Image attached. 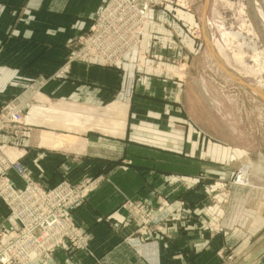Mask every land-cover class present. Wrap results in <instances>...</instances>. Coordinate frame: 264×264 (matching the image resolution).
I'll use <instances>...</instances> for the list:
<instances>
[{
  "label": "crops",
  "instance_id": "crops-1",
  "mask_svg": "<svg viewBox=\"0 0 264 264\" xmlns=\"http://www.w3.org/2000/svg\"><path fill=\"white\" fill-rule=\"evenodd\" d=\"M106 1L0 0V111L21 103L29 127L23 138L1 134L0 146L22 154L44 187L65 177L74 184L98 179L71 216L92 239L94 256L66 244L47 264H264V199L253 187L224 185L240 162L238 147L209 137L191 118L189 71L172 77L194 42L192 15L151 10L141 54L120 66L70 63ZM156 65L162 71L153 72ZM112 107L120 112L117 132ZM62 137L71 150L52 142ZM220 185L231 188L226 206L209 199ZM160 197L175 203L169 222L143 231L124 203L158 209ZM0 226H12L1 203ZM132 236L143 242L139 251L127 242ZM225 255L234 258L228 263Z\"/></svg>",
  "mask_w": 264,
  "mask_h": 264
},
{
  "label": "rangeland",
  "instance_id": "rangeland-1",
  "mask_svg": "<svg viewBox=\"0 0 264 264\" xmlns=\"http://www.w3.org/2000/svg\"><path fill=\"white\" fill-rule=\"evenodd\" d=\"M113 1L114 0H107L102 10L97 14L95 18L99 16V14L103 11L106 5H111ZM133 1L136 0H130L131 3H133ZM148 1L149 4L155 6L153 10H167L168 8H180L188 11L192 15V23L190 24L191 26L189 29V33L192 41L194 42H192V44H190V46L188 47V50L190 49V52L188 53V59H184V61L182 60V62L186 64L184 65V67L182 65V62L179 63V60L181 59H176V68L178 67V69L175 73L172 74V77L176 79H184V71H189L190 76L188 95L190 98L189 114L191 118L202 121V128L209 137H212L217 141H221L238 147V150L240 152V162L238 163V166L233 169L234 173L232 175L231 180L225 183L224 185H231V188L234 186L246 189H250L251 187H253L252 189H255V191H257L256 194L260 195L259 197L264 199V103L254 98L250 93H248L242 87L237 85L224 72H222L212 60L204 44L201 29L202 10L205 0ZM258 1L212 0L210 8L208 10V31L218 54L222 57L224 62L244 80L254 84L258 89L264 91V72L262 75H255L251 72V70L248 69L252 66H255V68H257V65H255V61L252 59L254 57V53L248 47L251 46V44L249 45V43L254 38L253 32L255 31V28H257L254 24V17H252L253 15L250 7L252 6L255 12L257 11V13H264V4L260 3L261 1ZM257 2L260 4H257ZM145 25L143 27L142 38H144ZM87 31L84 34H86ZM235 34H239L241 35V37L233 36ZM254 40L257 42L259 51H264V44L262 43V41L257 38H254ZM242 44L248 46L246 47ZM142 49L143 42L141 48L132 54L140 55ZM241 54L245 55L243 60V63L245 64L244 66L235 60V57ZM75 61L81 60H74L73 62ZM89 61L98 64L100 63L102 65L105 64L93 60ZM107 63L112 64L111 61H108ZM178 63L180 64L179 66ZM104 66L110 67L107 65ZM150 68L153 72L158 70L162 71L161 69L157 68V65L155 67ZM18 108L23 114L22 104L17 103L9 106V108L4 110L6 111L5 117H9L10 113ZM119 118L120 112L118 111V109L112 107L111 130L114 132H117V127H119ZM48 136L49 135H45L46 139L44 140V145L49 142V140L47 139ZM62 139H60L61 144L59 143L60 140H58V138H53L52 142L56 144L57 148L71 150L70 138L62 137ZM8 153L12 154V152L10 151H8ZM249 162H256L257 164L261 165L262 173H259L258 175L255 174L252 176L250 173H247V177H251L253 179L252 183L248 184V182L246 181L247 177L241 178V173L243 168L250 164ZM97 180L98 179L89 178L83 183L74 184L68 179V181L75 186H80L86 183L92 184V188L84 192L82 199L83 202L79 207L87 203V200L90 198L91 193L97 186ZM231 188L223 186L221 187V189H219V191H211V198L209 199L214 201V203L216 204L218 202L217 199H221L219 201L221 203V206H226L230 202ZM124 204L129 209L132 215L133 222L137 225L142 224L141 221L138 220L142 214L148 215L149 218H151V220L153 221V227L150 228L147 226L144 228V226L142 225L141 229L143 231L153 232L159 231L161 230V227L167 226L169 219L166 213L172 212L170 208L172 207V204L175 203L170 204L169 201H167L164 197H160V205L158 209H152L148 207L145 203H135L133 201H126ZM77 208L78 207L71 211H68V215L71 222H73L71 218L72 211L76 210ZM3 209L7 213L4 206ZM195 213H199V211H195ZM137 215L139 217H137ZM74 225L77 226L76 224ZM77 227L86 232L81 227ZM138 238V236H132L127 238V242L132 244L137 251L141 249V246H138V243H140V245H142L143 243L140 242V239ZM91 240L92 239L90 238V242ZM147 242L149 243V241ZM151 243L154 244V242ZM70 248L74 249L75 247L70 246ZM53 257L50 260H47L46 262L51 261ZM223 258H226V255ZM233 258V255H227L226 261L230 263Z\"/></svg>",
  "mask_w": 264,
  "mask_h": 264
},
{
  "label": "built area",
  "instance_id": "built-area-1",
  "mask_svg": "<svg viewBox=\"0 0 264 264\" xmlns=\"http://www.w3.org/2000/svg\"><path fill=\"white\" fill-rule=\"evenodd\" d=\"M154 7L148 0H114L106 5L87 33L76 40L70 63L93 60L110 67L124 63L141 48L143 27ZM5 112L0 111V135L25 137L29 128L24 125L20 109L9 117H5ZM22 157L9 154L0 146V203L12 219L11 227L0 226V264H47L56 249L66 244L93 257L90 236L75 226L68 215V211L82 204L84 192L92 184L75 186L64 178L48 189L30 175ZM13 174L23 182L22 186L11 177ZM138 220L144 228L153 222L145 214Z\"/></svg>",
  "mask_w": 264,
  "mask_h": 264
},
{
  "label": "water",
  "instance_id": "water-1",
  "mask_svg": "<svg viewBox=\"0 0 264 264\" xmlns=\"http://www.w3.org/2000/svg\"><path fill=\"white\" fill-rule=\"evenodd\" d=\"M212 0H205L202 10V19H201V29L203 41L206 46L207 51L209 52L212 60L224 72L231 80H233L237 85L242 87L248 93H250L254 98L264 103V91L258 89L254 84L247 82L242 77H240L232 68H230L218 54L208 31V10L210 8ZM251 8V7H250ZM252 14L254 15V20L256 25L258 24L257 17H255L254 8H251Z\"/></svg>",
  "mask_w": 264,
  "mask_h": 264
},
{
  "label": "bare ground",
  "instance_id": "bare-ground-1",
  "mask_svg": "<svg viewBox=\"0 0 264 264\" xmlns=\"http://www.w3.org/2000/svg\"><path fill=\"white\" fill-rule=\"evenodd\" d=\"M251 1V0H250ZM254 1V0H253ZM258 1V0H257ZM261 1V2H260ZM258 2L264 4V0H260ZM257 4H260L258 3ZM251 4V2H250ZM255 4V5H257ZM264 7V6H263ZM252 8V6H251ZM250 8V9H251ZM252 11V10H251ZM255 12V10H254ZM253 15V14H252ZM254 17V15L252 16ZM255 17H257V20H258V24L256 25V22L254 20V24L256 25L257 28H255V31L253 32L254 34V38H257V39H260L262 41V43L264 44V13H257L256 11V14H255ZM259 17V19H258ZM254 19V18H253ZM253 24V26H254ZM261 25V26H260ZM233 36H236V37H241V35L239 34H235ZM254 38L250 41L249 45L251 44L250 47V50H252V52L254 53V57L252 58L254 61H255V65H257V68H255V66L253 67H250L248 68L249 70H251L252 73H254L255 75H262L263 72H264V51H259V48H258V45H257V42L254 40ZM238 39V38H237ZM243 41H244V38H243ZM242 45H245V44H242ZM246 46V45H245ZM248 46V45H247ZM246 46V47H247ZM222 51V50H221ZM223 52V51H222ZM244 57L245 55H238L235 57V60L242 64L243 66L245 65L243 62L244 60ZM65 146V145H64ZM257 160V159H256ZM250 161V160H249ZM250 163V164H249ZM248 166H245L242 170V173H241V178H246L247 177V173H250L251 176L252 175H255V174H259V173H262V169H261V165L257 164L256 162H249ZM264 172V171H263ZM249 174V175H250ZM256 177V176H255ZM248 178V179H247ZM246 178V181L249 183H252L253 179L251 177H247ZM241 180V179H240ZM262 180V179H261ZM244 181V180H243ZM246 183V182H245Z\"/></svg>",
  "mask_w": 264,
  "mask_h": 264
}]
</instances>
